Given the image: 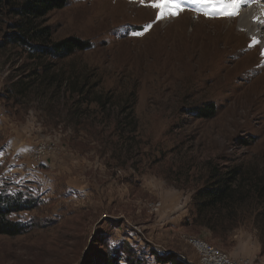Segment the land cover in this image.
Segmentation results:
<instances>
[{"label": "rangeland", "instance_id": "obj_1", "mask_svg": "<svg viewBox=\"0 0 264 264\" xmlns=\"http://www.w3.org/2000/svg\"><path fill=\"white\" fill-rule=\"evenodd\" d=\"M182 7L178 16L156 21L157 10L139 0H74L43 20L55 40L90 44L73 60L93 71L99 92L120 102L137 90L140 143L130 160L112 135L111 119L90 125L82 115L76 120L83 126L74 128L61 105V111L47 112L45 102L4 100L7 78L22 75L31 63L19 49L0 48V191H21L36 202L35 209L11 216L30 229L16 238L0 236V264H87L104 260L101 243L117 245L130 235L141 254L171 249L180 264H199L187 237L264 264V246L250 224L222 245L186 229L183 218L172 244L159 232L158 208L148 207L177 199L189 213L208 159L264 170L260 43L238 26L239 14L206 18L213 5L203 0H183ZM11 22L0 14V42ZM259 36L263 41L262 30ZM208 103L217 107L211 120L181 115Z\"/></svg>", "mask_w": 264, "mask_h": 264}, {"label": "trees", "instance_id": "obj_2", "mask_svg": "<svg viewBox=\"0 0 264 264\" xmlns=\"http://www.w3.org/2000/svg\"><path fill=\"white\" fill-rule=\"evenodd\" d=\"M70 1L74 0H0V14L12 19L0 48L19 49L31 63L22 75L7 78L2 97L19 105L29 101L45 102L47 112H59L61 105L74 128L83 126L81 120H76L82 115L88 116L90 125L99 118L111 119L112 135L117 138L120 152L130 160L133 148L140 143L135 113L137 90H130L120 102L110 92H99L101 81L93 71L73 60L89 50L90 44L75 37L55 40L51 27L43 22L48 14L64 9ZM216 113V105L208 103L185 109L181 115L211 120ZM204 164L201 184L190 198L183 226L201 231L224 245L235 231L250 224L263 247L264 170L243 162L218 165L208 159ZM35 207V199L29 195L1 190L0 236L16 238L24 234L30 229L29 224L11 216ZM130 237L124 236L117 245L111 244L112 241L106 245L101 243L106 249L104 260L98 257L87 264H149L150 256L158 264H180L165 250L141 254L133 248Z\"/></svg>", "mask_w": 264, "mask_h": 264}, {"label": "snow or ice", "instance_id": "obj_3", "mask_svg": "<svg viewBox=\"0 0 264 264\" xmlns=\"http://www.w3.org/2000/svg\"><path fill=\"white\" fill-rule=\"evenodd\" d=\"M139 2L142 5L150 6L157 10L156 21L165 18H174L184 10L182 7L183 0H147V3L146 0H139ZM203 2L213 5V10L211 13H204L206 18L212 19L233 18L237 16L240 7L246 3V0H203ZM150 28L151 24L147 25L145 30ZM133 34L143 35L142 32ZM261 56H264V50L261 51Z\"/></svg>", "mask_w": 264, "mask_h": 264}, {"label": "crops", "instance_id": "obj_4", "mask_svg": "<svg viewBox=\"0 0 264 264\" xmlns=\"http://www.w3.org/2000/svg\"><path fill=\"white\" fill-rule=\"evenodd\" d=\"M175 203H172L169 201H166V199H162L161 201V206L160 208H158L156 211H158V216L161 218L160 223H163V225H161V229H159V232L161 234L167 235L165 237H171V243L172 244H177V240L180 238L181 236V232L183 229V224L181 225V219L183 218H187L188 217V213H187V207L184 209V206H182L181 208H179L180 205V201L177 199H175ZM175 205V206H173ZM189 206V204H188ZM183 223V222H182ZM164 225L166 226L164 229ZM172 228V229H171ZM167 229H171V230H167ZM131 239V237H130ZM156 250L158 249V247L155 248ZM160 249V247H159ZM169 250V251H168ZM165 250L168 253H173V250L168 249ZM233 257V256H232ZM234 257H250L248 255H243V254H235ZM259 260V259H258ZM149 264H158L155 262V259L150 256L149 257Z\"/></svg>", "mask_w": 264, "mask_h": 264}, {"label": "bare ground", "instance_id": "obj_5", "mask_svg": "<svg viewBox=\"0 0 264 264\" xmlns=\"http://www.w3.org/2000/svg\"><path fill=\"white\" fill-rule=\"evenodd\" d=\"M242 7L246 9L244 12L239 10L238 26L250 36L252 41L260 43L262 51L264 40L261 41L259 31L264 32V0H246L240 8Z\"/></svg>", "mask_w": 264, "mask_h": 264}, {"label": "built area", "instance_id": "obj_6", "mask_svg": "<svg viewBox=\"0 0 264 264\" xmlns=\"http://www.w3.org/2000/svg\"><path fill=\"white\" fill-rule=\"evenodd\" d=\"M148 207H151L154 211L159 208L160 205L158 203H150ZM186 242L198 255L199 264H251L249 259L232 258L230 255L222 252L204 240L187 237Z\"/></svg>", "mask_w": 264, "mask_h": 264}]
</instances>
